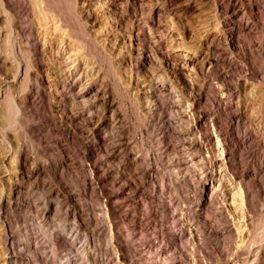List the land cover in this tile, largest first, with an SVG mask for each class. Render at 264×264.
I'll return each instance as SVG.
<instances>
[{
  "label": "rangeland",
  "instance_id": "374dc122",
  "mask_svg": "<svg viewBox=\"0 0 264 264\" xmlns=\"http://www.w3.org/2000/svg\"><path fill=\"white\" fill-rule=\"evenodd\" d=\"M44 1V6L51 11L49 21L61 17L74 32L77 42L85 44L87 58L93 61L86 71L89 73L94 69L99 72L97 87L100 86L105 97L113 101L120 114L119 124L124 127V136L130 146L116 155L113 163L104 162L101 148L105 144L111 147L114 138L107 137L105 142L98 143L92 140L95 135L92 128L98 122L102 107L96 108V117L90 125L83 129L78 126L80 131L76 129L74 137L69 140L61 133L63 126L57 120V104L48 94L49 89L40 94L43 101L39 105L22 107L19 102L21 96L33 97L36 93L35 89L28 87L26 79L12 82L15 67L19 63L25 66L28 60L26 49L19 52L16 47L18 41H24L26 36L16 35L10 25V12L1 7L0 264H58L69 248L59 241L52 246L54 234L59 230L57 221L75 226L78 241L89 244L88 249L95 247L104 252L103 247H107L108 241L104 227L108 225L109 210L112 206L118 209L117 205L120 206L119 215L126 214L131 219L133 214L137 218H134L137 221L133 228L129 229L133 233L134 247L155 237H158L159 244H165L159 235L161 227L166 228V233L168 228L175 226L170 217H161L163 208L169 203L184 212V226L194 235L191 241L177 242L175 257L187 259L189 264H201L193 261V257L199 256L203 257L201 261L204 264H226L237 255L247 256L252 250L258 252L254 264H264V178L262 183L252 188L249 201L242 203L240 196L231 199L229 194L226 198L229 217L238 223L242 221L243 214L248 217V226L242 234L235 232L231 236L227 233L226 223L215 209L204 213L207 220L201 221L200 228L195 229L197 222L192 221L195 205L192 197L197 193L192 185L197 178L195 174H200L202 169L199 166L195 170L187 167L184 170L188 176L184 179L185 185H177L170 162L172 156L179 161L187 158L188 153L181 144L183 140L178 135L186 125L171 124L169 120L184 118L182 111L189 109L192 101L196 100L197 114L206 118L207 124L212 118H221L232 142L241 147V168L253 171L264 163V14L255 12L253 17L250 14L245 16L244 20L252 25L249 33L225 21V0H112L107 14L100 9L98 0ZM235 1L240 4L239 0ZM11 2L18 6L23 26L34 27L36 32L32 36H37V32L45 28V21L39 19L41 5H37L36 0ZM216 4L221 18L218 26L213 22ZM159 13L164 16L158 18ZM138 19H141L140 23L150 20L155 23L154 36L160 42L158 49L151 51V58L145 65H141L138 58L137 33L142 30ZM57 32L50 31L48 38L57 36ZM252 41H256L255 47H251ZM179 45L186 47L187 51L185 48L178 53ZM215 57L221 60L216 69L228 77L223 83L217 78L215 68L208 63V59ZM195 58L191 71V62ZM176 65L187 68L185 76L178 74ZM31 71L35 72V67L32 66ZM93 76H88L87 80ZM151 78L167 82L171 94L154 92L149 93V99L145 98L142 86ZM230 98L234 108L222 109L220 100L226 102ZM149 105L157 108L156 118H160L156 119L157 122L149 123L144 118ZM201 141L205 143L204 139ZM248 152L252 153L251 156L247 155ZM193 153L199 155L196 151ZM208 153L203 149L201 155L204 156L206 172L214 171L213 179L210 176L207 179L209 182H221L224 192H229L231 183L236 180L219 151L215 155ZM87 156L96 158L98 175L92 174L93 162ZM131 159H143L144 166L154 174V181L141 179ZM83 177L91 180L90 191L84 190ZM115 178H121L120 184L132 185L126 191L131 193V199H116L120 191L119 184H111ZM101 180H104V186ZM202 182H197L199 189ZM162 186L166 196L164 202L158 200ZM136 187L147 195L156 193L150 217L142 209L141 192H136ZM46 206L48 213L44 217ZM147 222L149 227L146 231ZM193 222L195 224L191 226ZM120 227L123 232L120 241L125 244L128 233L122 228L124 225ZM216 228L219 230L215 231ZM88 249L83 253L79 251L80 255L83 256Z\"/></svg>",
  "mask_w": 264,
  "mask_h": 264
},
{
  "label": "bare ground",
  "instance_id": "6f19581e",
  "mask_svg": "<svg viewBox=\"0 0 264 264\" xmlns=\"http://www.w3.org/2000/svg\"><path fill=\"white\" fill-rule=\"evenodd\" d=\"M111 1L112 0H98L100 9L104 11V14H107L109 12L107 8H108V4H110ZM239 1L240 4L237 3L235 0L224 1V9L226 13L225 21H228L233 25H236L235 27L250 33V28H251L250 26L252 25H250L247 19L244 20V18L248 14H250L251 17H253V14H255V12L256 13L258 12V14L260 13V15L264 14V0H239ZM2 2H1L2 4L0 3V8L2 7L1 9H3L4 7L5 11L8 10L10 12V15L8 14V16L13 31H15L16 35L20 37L26 36L25 37L26 39L24 41L23 40L18 41L19 43L16 47L19 52H21L23 49H26L28 53V60H26L25 66L22 63H19L15 67V75L12 82L16 83L18 81L26 79L28 83V87L35 89L36 93L33 97L21 96L22 98L19 99V102L22 105V107L23 105L24 106L32 105L36 107L43 101L42 98L40 97V94L43 93L46 90V88L49 89L48 94L51 95L50 97H52L54 102L57 104L56 106L58 109H56L57 111L56 117L58 122L61 123L63 126L61 129V133L63 135H66L67 137L66 140H69L72 137H74V131L76 132L78 126H81V128L85 126H89L91 121L96 117L94 115L96 112L95 111L96 108L102 107L101 112L99 111L101 114L98 112V114H100V117L99 115L97 117L98 122L95 121L97 123L92 128V132L95 133L92 140L94 143H98V142H105L107 137L114 138V140L111 139L113 140V142L111 143V147L105 144L101 148V152H103V154L105 155V156L103 155L104 162L113 163V161L117 157L116 155L128 150L130 145L125 139L124 127L121 126V124H119L120 120L118 118H120V114L117 113V109L115 108L113 101H110L108 100V98L105 97V92L101 90L102 88L101 89L99 88L100 86L97 87L98 86L97 76L99 75V72L94 71V69L90 71L91 73L90 72L87 73L86 71L87 69L86 67L89 64L93 63V61L92 60L90 61V59L87 58L88 54L85 51L86 50L84 46L85 44L81 45L80 42H77L74 32H72L71 29H69L70 27H68V25L64 23L61 17L60 19L57 16L58 17L57 19L54 18V20H52L51 18V20L49 21L48 18L51 17L49 12L51 11L44 6L45 5L44 0H36L37 5L38 4L41 5L39 19L45 21L44 22L45 28L42 31L37 32V36H32L34 31L36 32V30H34V27L29 28L27 26H23L20 20L21 15H19V13L17 12L18 6L15 3L11 2V0H2ZM218 9L219 7L216 4V10H215L216 14L214 15V21H213L215 26H218L221 22V18L217 14ZM160 16H164L163 13H159L158 18H160ZM141 19L140 20L138 19L139 23ZM140 25L142 30L139 33H137L138 35L137 46H139L140 49L138 58L141 65L142 64L145 65V63H147L151 58V54H150L151 51L154 50L153 48L158 49L160 42L159 39H157V37L154 36L155 31H153V29H155L154 26L156 25L153 21L152 22L151 20L150 22L143 21L140 23ZM52 30L58 31L57 33L59 34L57 36H54L53 38H48L49 32ZM140 35H142V37H140ZM5 39H7V37ZM255 42L251 44V47L255 45ZM179 47L180 48L177 49L179 51L178 53H182V51H184V49L186 48V47L184 48L183 45H179ZM6 55L5 57L9 59L7 57L8 55L7 56ZM195 61L196 58L193 59L191 62L193 64L192 66H190L191 71L194 68ZM208 61L210 67L212 66L213 68H215V72L216 74H218L217 78H219L223 83L225 79H227L228 77L223 74L221 75L219 71L216 69L218 63L221 61L220 58L215 57L212 60L208 59ZM30 63L32 64L33 67H35V72L31 71L32 66L30 65ZM175 69L177 70L180 76L182 77L185 76L186 73L185 70L187 68H185L184 66L176 65ZM92 75L94 76L91 77V79L87 80V77L88 76L90 77ZM168 88L169 86L167 82H165L164 80L161 81V79L154 80V78H151V80H148V82L142 86V89L145 90V96H144L145 98L148 97L150 98L151 96L149 95V93H154V92L157 93L161 92L162 94L165 92L171 94V91ZM148 99L147 100L145 99V101L147 102ZM220 101L223 105L222 109H231L232 107L234 108V102L233 100H231V98L229 101L226 102L223 100ZM197 102L196 100H193L192 104L190 105V108L182 111L184 112L183 114L184 118H169L171 124L174 122L175 123L178 122L180 124L186 125L185 128H183L184 129L183 131L180 130V132H178V135L179 137L182 138L183 143L181 144L185 149V151L188 153L187 158L182 161L177 160L176 156H172L171 162L169 161L171 163L170 168L172 170V172L171 171L170 172L177 181V185L182 187V185H185L184 179L186 178L187 174L184 173V170L187 169V167H190L192 169L194 168L195 170L197 169L195 167L199 166L202 169L200 174H195L197 178L194 181V185H192L193 188H196L195 190L197 193L194 197H192L193 201L195 202V205L193 206L194 214L192 217V221L193 220L196 221L197 226L195 222H193L191 226L195 224L194 228L195 227L197 229L200 228L201 221L204 222L207 220V217L204 213L208 212L209 210L215 209L220 213V216L224 221V223H226V226L228 228L226 230L227 233H229L230 235L235 232L238 234L239 233L242 234L246 229V227L248 226V217L247 215L243 214L242 221H240L239 223L235 222L233 218L229 217L230 215H227L228 213H226L227 212L226 198L229 194L231 199H236L237 197L240 196L242 198L241 200L242 203L245 201H249V198L251 197V193H252V188L262 183V180L264 178L263 175L264 163H261L258 169H254L253 171H249L248 169L241 168V165H239L241 164L239 158L242 155L240 153L241 147L239 146V144L232 142V136L227 130V127L222 125L221 123L222 120L220 121L221 118H212L211 122L207 124L206 118H202L197 114V108H196ZM153 108L152 105L147 106L148 112L146 111L147 114L144 115V118L146 119V121L149 120V123H151L152 121L154 123V120L156 121V119L160 120L159 116L158 118H156L157 108L154 109ZM182 108H184V106ZM159 113L160 112H158V114ZM231 119L234 120L235 118H231ZM239 119L241 118H238V120ZM235 120L237 121V119ZM166 129L168 131V128ZM196 133L199 134V137L196 136ZM201 139H204L205 142L204 144H202ZM203 149L204 152L207 153L209 152L211 154L213 153L214 155L218 151L221 153L224 162L226 163L228 169L230 170L229 172H231L232 177L236 180L235 182L231 183L232 187L229 188V192L227 193L224 192L221 182H215V181L209 182V180L207 179L209 176L210 178L213 179L214 171H210L208 173L206 172L205 169L206 164L205 161H203L204 156L201 157V155H203L202 154ZM193 151L198 152L199 155L193 153ZM251 154H252L251 152L247 153V155L249 156H251ZM87 158L89 161L93 162L92 165L93 167L91 171L93 172L92 174L98 175L99 168L96 166V158L94 159L93 156H87ZM131 160H132V165H134V170L137 171V174L140 175L141 179H146L148 181H152L154 179V174L144 166L145 162L143 161V159H131ZM97 179H99V177ZM120 179L121 178H119V180L115 178L113 179V181H111L112 185L119 184L120 192L117 193L116 199L120 197L131 199V195H130L131 193L129 194V192L126 191L131 189L132 185L131 184L126 185V183L120 184L121 181ZM199 181H203L202 188L200 189L197 186V182ZM100 183L103 184L102 186H104V180H101ZM83 186H84V190L90 191L92 184L89 177L88 178L83 177ZM135 191L141 192L140 195L142 196V209L147 215V217H150L149 215L153 209L152 203H154V198L156 197V193L155 195H147L145 194L144 191H140V188L138 187L135 188ZM159 193L160 194L158 195V200L161 202L166 201L165 200L166 196H164L163 186L160 187ZM165 206L166 207L165 209L163 208V214L161 215V217H163L164 219L170 217L173 223L175 224L173 228L172 227L168 228L169 232L166 233H164V229L166 228L161 227L159 235L162 240H165L164 242L165 244H159L157 240L158 237H155V239L152 240L142 241V243L139 246L134 247L133 233L132 232L130 233L129 229L131 230V227L133 228V225L136 223L137 220H134L136 216L131 214V219H129V216L127 217L126 214L119 215L118 213L120 209L119 205H117L118 209L115 206H112L108 213V219H107L108 225L104 227V230L108 237V241L106 245L107 247H103L105 248L104 252L99 251L98 248L95 247L88 249L89 244H87L86 242L81 243L78 241L77 239L78 231L75 230V226H73L72 224L68 225L66 222L63 223L64 221H62V223L57 221L56 225L59 228V230L56 231V233L54 234L55 238L51 241L52 246L56 245L57 241H59L62 242L64 246L69 248V252L64 254V256L60 258V261L58 260L59 261L58 264H189V260L183 259L181 257L180 258L175 257V250L177 249L178 241L180 242L182 240L191 241L194 235L190 231L191 229H186V227L184 226L185 223L184 212L180 210V207H176V206L173 207L171 203ZM45 208H46L45 212L43 213L44 217L48 213V206H46ZM51 220L53 221L54 217H52ZM149 222H147L144 227L146 231L148 230L147 228L149 227ZM121 225H124V227L122 228H125L128 233L126 234V236H128V239L127 240L124 239V241L127 242L125 244L123 243V240L120 241L123 233V232L121 233V227H120ZM177 226L178 228H176ZM218 230L219 229L217 228L215 229V231ZM158 233L159 232H157V234ZM168 236L170 237V239H168L169 238ZM6 243L8 244L9 242ZM85 249L86 250L88 249V252L83 254V256L82 254L80 255L79 251L83 253ZM252 252H253L252 250H249L248 255L244 257L237 255L234 258L227 261L226 264H254V261L257 259L258 252L256 253L253 252L254 255L251 254ZM251 257H253L252 259L253 262L251 261ZM201 260H203L202 256L193 257V261L195 263L204 264L202 263Z\"/></svg>",
  "mask_w": 264,
  "mask_h": 264
}]
</instances>
